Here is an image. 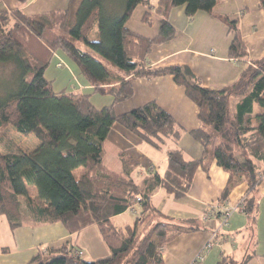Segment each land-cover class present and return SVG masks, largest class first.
I'll return each mask as SVG.
<instances>
[{
    "label": "trees",
    "instance_id": "1",
    "mask_svg": "<svg viewBox=\"0 0 264 264\" xmlns=\"http://www.w3.org/2000/svg\"><path fill=\"white\" fill-rule=\"evenodd\" d=\"M222 1L71 0L67 9L40 16H28L19 8L0 9V64L9 65L13 76L9 87H0V130L12 125L20 134H34L39 140L32 151L10 140L0 141L6 151L0 155V215L7 217L11 228L29 221L60 222L70 234H77L97 226L110 251L107 256L86 260L78 246L67 240L40 250L28 264H162L166 242L173 235L170 232L184 229L177 224L171 228L172 219L157 210L152 196L158 188L176 198L185 196L198 169L208 170L212 161L229 174V180L209 211L224 215L226 222L230 192L244 180L248 190L238 208L250 217L254 228L262 171L258 163L264 162V57L248 61L239 21L218 16L232 35L229 57L245 61L232 85L210 89L189 66L155 68L148 58L154 45L176 35L169 19L172 9L184 6L186 16L192 19L200 11L213 14ZM139 5L149 9L142 18L145 24H153L152 11L160 17V29L153 38L128 27ZM260 7L264 10V0ZM76 42L89 50H82ZM57 51L78 67L95 94L112 96L113 104L97 108L89 94L56 92L45 73ZM100 58L115 68L107 67ZM165 75L184 87L198 107L202 126L190 134L201 143L203 152L188 160L181 149H171L164 177L148 169L136 180L134 174L141 164L110 142L112 127L119 124L159 150L167 140L178 143L186 130L155 101L122 114H116L114 106L134 95V77ZM232 97L240 99L235 111L231 109ZM29 184L37 188L44 204L30 196ZM21 196L27 198L25 215ZM137 207L140 211L132 224L113 222L114 216ZM151 214L162 220L150 222ZM252 257L241 261L225 257L222 263L247 264Z\"/></svg>",
    "mask_w": 264,
    "mask_h": 264
},
{
    "label": "crops",
    "instance_id": "2",
    "mask_svg": "<svg viewBox=\"0 0 264 264\" xmlns=\"http://www.w3.org/2000/svg\"><path fill=\"white\" fill-rule=\"evenodd\" d=\"M70 1L27 0L26 3L20 4L17 0H0V9L11 11L19 8L28 16H40L52 10H65L69 7ZM147 11H149L147 6L139 5L128 21V27L143 36L153 38L159 32L160 17L152 11L153 24L147 25L142 20ZM218 16L239 21L242 38L249 53L248 61L264 57V10L260 7V0H224L214 7L213 14L200 11L192 19L186 16L184 6L172 9L169 19L176 28V35L170 41L154 45L148 56L150 65L155 68L187 65L205 87L214 90L235 83L244 69L245 61L229 57L232 35L228 32V26ZM45 75L47 79L53 81L54 85V82L59 80V88L55 90L56 92L66 90L89 94L97 108L113 104L112 96H102L93 92L94 88L62 51L55 53ZM133 85L134 95L114 106L116 114H122L155 101L186 130L178 143L167 140L165 145L170 142L167 149L164 150L163 147L159 150L151 145L149 147L119 124L112 127L109 134L110 142L126 150L140 162L138 179L143 177L148 169L158 172L161 177L165 176L168 155L158 160L159 155L154 150L165 151L168 154L169 150L179 148L188 160L201 157L203 147L190 134V131L202 126L198 118L199 110L186 95L184 87L176 84L170 75L152 79L134 77ZM239 100L237 97L236 105ZM235 110L236 107L232 111ZM37 146L38 144H35L34 147ZM258 165L262 171L257 188L259 204L257 220L253 229L250 217L238 208L248 190V184L244 180L238 182L230 192L226 208H230L231 213L226 222L224 215L219 217L215 212L209 211L210 206L221 198L229 180V174L218 166L216 161L210 163L208 170L198 169L192 187L185 196L176 198L173 193L164 188H158L154 192L152 202L157 210L166 214L173 223L184 229L182 232L173 233L166 242L162 264H223L225 257L241 261L249 255L253 257L247 264H264V162ZM130 210L132 209L114 216L112 220L126 216ZM128 218L125 223L132 224L134 219ZM191 227L199 229L191 230ZM11 230L14 237V250L7 247L8 251L4 252L2 247L0 264H28L40 250L46 251L49 246L59 245L67 240L74 242L75 236L77 246L79 241L78 248L86 260L101 258L110 252L108 246L102 242L103 240L100 241L97 238L96 231L89 235L96 244L94 246L88 240V236L83 235L86 231L70 234L60 222L29 221ZM209 242H212L213 246L206 250L205 247ZM202 253L204 259L196 263L198 256Z\"/></svg>",
    "mask_w": 264,
    "mask_h": 264
},
{
    "label": "rangeland",
    "instance_id": "3",
    "mask_svg": "<svg viewBox=\"0 0 264 264\" xmlns=\"http://www.w3.org/2000/svg\"><path fill=\"white\" fill-rule=\"evenodd\" d=\"M93 40L96 39V36H94L92 38ZM77 45L82 49V50H85V51H88L89 48L84 44V43H80V42H76ZM104 64L109 67V68H115V66H113L112 64H110L109 62L103 60L102 58H100ZM11 71V68L9 65L7 66H1L0 64V87L7 85L8 81L12 80L13 76L11 73H9ZM2 72V73H1ZM58 79L56 80L55 85L53 84L52 85V88L54 90H56L57 88H59V83H58ZM7 87H9L7 85ZM8 89V88H7ZM236 102H237V97H233L232 98V101H231V109L234 110L235 107H236ZM116 113V112H115ZM5 140H10L12 141L13 143L19 145L21 148H23L24 150H28V151H32L34 150L33 148H35V144H39V140L36 138V136L34 134H30L28 136L26 135H23V134H20L16 128L12 125L10 126H7L3 129L0 130V141L2 143L5 142ZM146 143V142H145ZM168 145L170 144V142L167 143ZM146 145H148L150 147V144L146 143ZM168 145H165L164 146V150L167 149V146ZM153 149V148H152ZM163 150V151H164ZM155 153H158L157 155H159L158 160H161L162 157H167V152H161V151H158V150H154ZM6 151L5 149L3 148V146L0 144V155L1 154H4ZM140 169V168H139ZM139 171V170H138ZM82 172V168H80L76 174L77 176H79ZM137 173L136 172L134 174V178L137 180L138 179V176H137ZM28 189H29V194L30 196L35 199L38 203L40 204H44V201L39 197V194H38V190L37 188L34 186V185H28ZM22 202H23V210H24V215L26 213V200L27 198L24 197V196H21L20 197ZM137 211H139L138 208H136ZM211 212V211H210ZM130 217L131 219L133 218L134 220L136 219L137 217V214L136 212H134V210H130V213H128L126 216H122L120 217L119 219H113V222L115 224H120V225H123V224H126L125 222L127 221V218ZM161 216H158V214H151L149 216V221L150 222H153V223H156L157 221H160L162 220V218H160ZM129 219V218H128ZM199 223L200 221L197 220ZM192 222V221H190ZM189 222V223H190ZM175 223L171 224V228H176V226L174 225ZM174 230V229H173ZM171 231L170 234L174 231ZM86 232H84V236H88V240L94 245L96 246V244L94 243V240H92V238L89 237L90 233H93L94 234V231H96L97 233V238L100 239V241H102L101 239V236L99 234V230L97 228V226H91L89 229L87 230H84ZM88 231V232H87ZM96 235V234H95ZM74 240V244L77 245V241H76V236L73 238ZM76 241V242H75ZM103 242V241H102ZM104 244V243H103ZM80 246L79 244V241H78V247ZM2 247H9L11 250H14V237H13V233H12V230H11V226H10V223L7 219L6 216L4 215H0V249ZM240 256V255H239ZM91 260V259H89Z\"/></svg>",
    "mask_w": 264,
    "mask_h": 264
},
{
    "label": "built area",
    "instance_id": "4",
    "mask_svg": "<svg viewBox=\"0 0 264 264\" xmlns=\"http://www.w3.org/2000/svg\"><path fill=\"white\" fill-rule=\"evenodd\" d=\"M132 210H134V212L137 213V210H136V209H132ZM225 213H226V214H225L226 216H229L230 213H231V209H230V208L225 209ZM212 246H213L212 242H209V243H207L205 249H206V250H209V249H211ZM81 254H82V253H81ZM203 259H204V254L202 253V254H200V255L198 256V258H197V260H196V263L201 262Z\"/></svg>",
    "mask_w": 264,
    "mask_h": 264
}]
</instances>
